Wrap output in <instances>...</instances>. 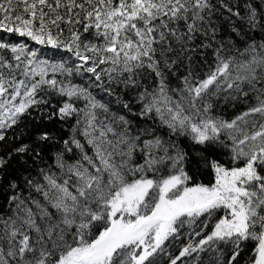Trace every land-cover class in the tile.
<instances>
[{
    "label": "snow or ice",
    "instance_id": "6c2138e0",
    "mask_svg": "<svg viewBox=\"0 0 264 264\" xmlns=\"http://www.w3.org/2000/svg\"><path fill=\"white\" fill-rule=\"evenodd\" d=\"M6 139L0 264H264V0H0Z\"/></svg>",
    "mask_w": 264,
    "mask_h": 264
},
{
    "label": "trees",
    "instance_id": "16d2710c",
    "mask_svg": "<svg viewBox=\"0 0 264 264\" xmlns=\"http://www.w3.org/2000/svg\"><path fill=\"white\" fill-rule=\"evenodd\" d=\"M226 31V25L224 28H222L221 31V35H224ZM253 35H256L255 33ZM78 82V81H77ZM116 92H119V89L115 90ZM130 98L129 96H125V99ZM106 100H112V97H105ZM246 106L245 105H238L236 109H227L226 111V116L227 117H231L234 114H236L237 112L243 110ZM138 108V106H137ZM112 109L113 111H117L119 110L122 114L126 113V110L120 108V106L116 103L113 102L112 104ZM33 115L35 116V113H33ZM130 119L133 120H137V117L134 116H129ZM29 129L32 132H39V131H51L55 137L57 138H66L68 135L67 132V127L68 124H64L63 122L57 120V119H53L51 121H47V120H40L39 124H35L34 121L32 120H27ZM71 123V121H69V124ZM139 124H143V121H138ZM146 126V125H145ZM32 140V136H28L27 137V141H31ZM183 144L187 147L188 146V141L183 140V138H181ZM20 142H25L24 140L20 141ZM16 143H14L12 140L10 139H6L5 142H0V155H4L6 154L8 151L11 150V148L15 147ZM56 147H59V145H56ZM54 150L52 145H45L44 147V154L46 157H48L50 155V151ZM227 151V150H225ZM29 161H31V158H28ZM221 162H230V157L228 155H223L221 157ZM7 175L5 176V179L0 182V206H3L6 199H7V194H6V185L8 183L9 179H17L19 180V176L20 173L25 171V165L20 163L19 157L13 156L12 160L9 161V164L7 166V168L5 169ZM195 179L198 182H202V183H210L214 181V174L207 170H201L195 177ZM181 242H176L173 245V248H178L179 244ZM251 248V246L249 245V249ZM173 249H170V251ZM249 254V250H245L244 253V258L247 259V256ZM214 255V254H212ZM201 257V261L203 262V264H208L209 262V254L208 253H201L200 254ZM161 264H167V257H162L161 259Z\"/></svg>",
    "mask_w": 264,
    "mask_h": 264
}]
</instances>
